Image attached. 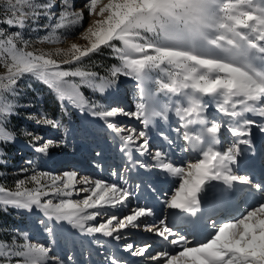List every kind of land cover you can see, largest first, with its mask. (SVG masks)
<instances>
[{
    "label": "snow or ice",
    "instance_id": "6c2138e0",
    "mask_svg": "<svg viewBox=\"0 0 264 264\" xmlns=\"http://www.w3.org/2000/svg\"><path fill=\"white\" fill-rule=\"evenodd\" d=\"M54 6L52 0H14L2 23L22 30L32 20V30L47 29L39 40L55 43L82 25L84 10L75 11L71 0H61L57 16L51 12ZM83 8L90 16L99 17L81 34L88 41L86 46L73 43L66 50L29 51L30 41L24 39L22 31L9 32L8 28L0 27V64L7 69L0 75V142L15 138L14 133L6 130L5 119L15 108L13 101L20 94L21 79L30 77L47 85L59 99L75 101L77 85L68 78L80 77L82 82H93L97 74L79 67L65 69L62 65L80 64L83 59L108 48L119 60L118 65L111 67V76L123 74L138 82L140 102L131 115L143 118L145 125L150 122V116H164L165 110L157 111L155 105H158L157 94L165 93L169 98H180L175 102V113L184 121L185 129L199 126L183 133V139L198 153L195 162L175 165L165 162L167 154L161 150L153 155L158 167L179 178V186L167 201L170 209L196 216L202 200L212 191L210 185L214 181L228 188L238 182L264 192V185L253 184L249 176L233 171L239 145L250 143L243 137L255 123L245 115L257 113L264 117V0H107L106 3L85 0ZM41 16L49 21L55 17V23L40 25ZM61 54L69 58H54ZM109 83L101 80L93 86L103 91ZM204 97L213 98L218 111L230 121L213 120L208 126L203 115ZM182 102L184 106H180ZM150 105L153 106L151 111ZM118 113L122 110L113 108L95 115L107 120ZM42 122L58 126L52 119L44 118ZM107 126L117 133L124 131L114 123ZM222 128L237 138L226 150L217 148ZM145 137L146 133L140 131L135 137L125 136L124 140L135 144L136 140L144 138L139 149L145 151L148 148ZM54 143L47 140L35 150L47 153ZM48 175L39 173L17 180L14 189L0 186V206L39 210L50 220L67 221L89 234L101 233L107 237L116 234V239H120V230L139 227L140 218L153 214L151 208L138 207L123 218L111 215L99 224L86 227V222L101 215L100 210L123 204L131 193L116 184L96 180L94 186L78 190L86 193L81 201L64 198L54 202L42 198L72 196L76 191L77 173L69 171L53 176L50 184L44 182ZM79 182L91 183L87 177H81ZM90 209L94 211L89 212ZM160 225L162 227L147 230L167 240L173 235L172 229L163 220ZM211 226L213 231L204 239L191 242L179 235L170 241L178 251H162L150 258L163 264H264V196L239 217L214 221ZM47 231L51 233L52 229ZM19 235L23 242L15 236L11 241L0 240V264H48L49 260L63 264L58 257L49 256V247L31 243L27 233ZM133 247L126 245L129 251ZM149 247H140L135 255L144 256ZM111 264H120V261L113 257Z\"/></svg>",
    "mask_w": 264,
    "mask_h": 264
},
{
    "label": "rangeland",
    "instance_id": "374dc122",
    "mask_svg": "<svg viewBox=\"0 0 264 264\" xmlns=\"http://www.w3.org/2000/svg\"><path fill=\"white\" fill-rule=\"evenodd\" d=\"M13 2L14 0H0V27L8 28L9 32L22 31L24 39L30 41L27 45L29 51L66 50L73 43L86 46L88 41L83 39L81 34L94 20L99 19L96 15L90 16L83 8L85 0H71L73 10H84L82 25L71 34L62 36L58 42H41L39 38L47 33V29L32 30V20H29L28 26L22 30L2 23L11 11L9 5ZM36 2H45V0H36ZM52 2L55 6L51 12L58 16L61 0H52ZM104 2L106 3L107 0ZM50 22L55 23V17L49 21L41 16L38 20L40 25ZM54 58L64 60L69 57L61 54ZM118 64L119 60L111 51L103 48L99 54L83 59L80 64L62 65L65 69L79 67L97 74L98 78L93 82H82L80 77L68 78L77 85L75 101L59 99L47 85L30 77L19 81L20 94L13 101L15 108L5 119L6 130L14 133L15 138L10 142H0V186L14 189L17 180L39 173H48L49 175L44 177V182L50 184L53 176H62L64 172L74 171L77 173V184L76 191L69 190L73 191L72 196L50 195L42 199H52L54 202L64 198L81 201L86 193L78 190L94 186L96 180L116 184L131 193L123 204L100 210L101 215L94 221L86 222V227L99 224L111 215L123 218L138 207L151 208L153 214L140 219L139 227L120 230L118 233L120 239H116V234L113 237H107L101 233L89 234L72 227L67 221L50 220L39 210L27 211L11 206H0V240L11 241L15 236L19 242H23L19 234L27 233L31 243H40L49 247V256L58 257L63 264H111L113 257L117 258L120 264H163V261L152 260L150 257L162 251L172 253L178 251V247L170 243L172 239L184 235L188 239L193 238L191 242H195L204 239L213 231L212 224L209 223L205 236L198 237L195 233L190 234L188 231L190 227L187 226L182 216L173 219H182L183 223L168 224L173 209L167 206V201L179 186V178L158 167L157 161L153 159L155 151L161 150L167 154L165 162H172L175 165H185L189 161L195 162L198 153L193 151L190 143L183 139V133L198 129L199 126H190L185 129L184 121H181L175 113L177 106L175 102L180 98L175 96L169 98V95L165 93L157 94L158 105H155V110H165L164 116H150V122L145 125L143 118L131 115L130 113L136 111V106L140 102L138 82L133 77L123 74L112 77L111 67ZM6 71V67L0 64V75L5 74ZM101 80L110 82L103 91L93 86L99 84ZM204 100L206 107L203 115L209 122L208 126L213 120L230 121L229 117L223 116L218 111L213 98L204 97ZM180 106H184L183 102ZM152 107L150 105L149 111ZM113 108L122 110V113L109 117L107 120L95 115L100 111ZM44 118L57 121L58 126L44 124L42 122ZM245 118L252 119L255 123L247 129L248 135L243 137L250 143L244 148H242L243 144L239 145L240 152L233 165V171L237 175L248 176L247 171L246 173L241 171L237 164L249 159L252 153H256L255 135H258L259 141L262 142L263 151L261 153L264 155V117H260L257 113H249L245 115ZM108 123H114L124 131L117 133L107 126ZM140 131H144L145 138L150 140L145 151L139 149L144 138L136 140L135 144H128L124 140L125 136L132 134L135 137ZM35 136L42 139L35 141L33 139ZM47 140L55 142L48 152H36L35 148ZM236 141V137H233L226 128H222L220 144L217 148L226 150ZM149 148H151L150 151H148ZM144 155H147L146 158H143ZM22 169L24 171H21ZM81 177H87L91 183H80ZM250 178L253 184L264 185V180L261 182ZM28 186L34 187L31 184ZM210 187L212 191L206 200H202V208H200H205L207 218L214 215L215 210L212 204L217 197L232 205L233 194L235 197L240 195L239 203L242 209L228 216H224L219 211L215 219H223L239 217L249 206L255 205L264 196V192L257 191L251 185L241 194H238L234 184L228 188L222 182L214 181ZM177 211V214L181 213L180 210ZM161 220L167 227L174 229L172 231L174 235L169 236L167 240L159 236L157 232L147 230L153 226L162 227ZM208 221L210 220L207 219L206 222ZM115 223L113 222V226ZM48 228L52 229L51 233L47 231ZM124 235L130 237L123 239ZM127 244L134 246L132 249L134 259L126 258L124 254L128 251ZM145 245L150 246L148 252L144 256L135 255V251ZM48 264H53V262L49 260Z\"/></svg>",
    "mask_w": 264,
    "mask_h": 264
},
{
    "label": "bare ground",
    "instance_id": "6f19581e",
    "mask_svg": "<svg viewBox=\"0 0 264 264\" xmlns=\"http://www.w3.org/2000/svg\"><path fill=\"white\" fill-rule=\"evenodd\" d=\"M148 144H150V140L148 141ZM245 146H247V144H243L242 145V148H244ZM254 147H255V152L256 153L255 154L252 153V156L249 159L244 160L242 162H239L237 164V166L239 167V169L241 171H244V173H246L247 169L253 168L254 163L258 160L257 159V156L259 154H261V152L263 151L262 142L259 141V136L258 135H255V137H254ZM150 149L151 148H149L148 151H150ZM191 149H192V147H191ZM146 156L147 155H144V157L143 156L142 157L143 158H146ZM138 171H140V170H138ZM234 185H235V189H237V191H238V194H241L242 191H245V189L249 187V185L240 184L238 182L237 183H234ZM233 195H234V197L232 198V205H229V203L226 202V201L223 202V201L219 200V197H217L216 198V201H213V204H212L213 209L215 210L214 211V215L210 216V218H207V213H205V208L204 209H200L196 216H189L186 213L185 214L184 213L177 214L178 213L177 209H173L171 211L173 214L171 215V217H170V219L168 221V224L174 225V224H178L179 222L180 223L181 222L183 223V220L182 219H177V218L175 220L173 219L175 217L182 216V217H184V221L187 224V226L190 227V229L188 230V231H190V234L195 233V234L198 235V237L205 236L206 235V232H207V229H209V226H208L209 223L212 224V222H214V221L215 222H220V221H225L227 219V217H225L223 219H215V218H217V213L219 211H220V213H223L224 216H228L230 214L236 213L237 210H241L242 209L241 208V205L239 203V197H240V195L237 196V197H235V194H233ZM174 212H176V213L174 214ZM206 212H208V211H206ZM183 214H184V216H183ZM143 218H140V219H143ZM207 219L210 220V221H208V223L206 222ZM171 229H172V231H174L173 228H171ZM173 235H174V233H173ZM129 237L130 236H128V235H124L123 236V239L129 238ZM192 239L189 238V241H193ZM124 254H125L126 258H128V259H134L135 258V256L133 255V250H131V251L128 250Z\"/></svg>",
    "mask_w": 264,
    "mask_h": 264
}]
</instances>
